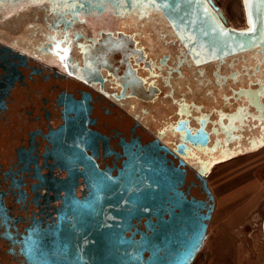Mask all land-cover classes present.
<instances>
[{
    "label": "flooded vegetation",
    "instance_id": "obj_1",
    "mask_svg": "<svg viewBox=\"0 0 264 264\" xmlns=\"http://www.w3.org/2000/svg\"><path fill=\"white\" fill-rule=\"evenodd\" d=\"M263 149L262 48L209 57L148 0L0 1V264L12 226L101 204L145 157L215 204L213 168Z\"/></svg>",
    "mask_w": 264,
    "mask_h": 264
},
{
    "label": "water",
    "instance_id": "obj_2",
    "mask_svg": "<svg viewBox=\"0 0 264 264\" xmlns=\"http://www.w3.org/2000/svg\"><path fill=\"white\" fill-rule=\"evenodd\" d=\"M166 2L156 0L155 5L209 57L258 47L264 50V5L259 0H250V7L242 0L245 29L226 27L215 14L204 11V0H184L180 12L166 7ZM208 2L213 5L212 0ZM214 9L224 20L220 10ZM249 11L255 27L252 32ZM182 184L183 176L165 159L145 157L134 162L121 186L110 188L101 204L64 210L55 220L32 228L18 231L12 226L11 244L17 247L19 264H188L205 238L214 199L206 185L208 200L187 198ZM141 219H146L149 234L137 229L135 222ZM261 229L264 241V216ZM3 237L8 239V235Z\"/></svg>",
    "mask_w": 264,
    "mask_h": 264
},
{
    "label": "rangeland",
    "instance_id": "obj_3",
    "mask_svg": "<svg viewBox=\"0 0 264 264\" xmlns=\"http://www.w3.org/2000/svg\"><path fill=\"white\" fill-rule=\"evenodd\" d=\"M215 2L230 28H246L242 0ZM208 184L214 210L193 264H264V149L216 166Z\"/></svg>",
    "mask_w": 264,
    "mask_h": 264
},
{
    "label": "snow or ice",
    "instance_id": "obj_4",
    "mask_svg": "<svg viewBox=\"0 0 264 264\" xmlns=\"http://www.w3.org/2000/svg\"><path fill=\"white\" fill-rule=\"evenodd\" d=\"M149 3H155L156 0H148ZM184 3V0H167L165 6H172L173 8H175L177 10V12H180L182 10V5ZM259 3L261 5H264V0H259ZM245 5L246 7H250V0H245ZM204 11L207 12V8H204ZM261 14H264V9H261ZM185 15H187V12L185 11ZM181 20L183 21V17H181ZM249 31H255V27L252 24V19H251V11H249ZM242 46V45H241ZM67 49H64V55H60V52L57 51L56 55H58L61 59V61H63L66 58L67 55ZM199 63V61H197Z\"/></svg>",
    "mask_w": 264,
    "mask_h": 264
},
{
    "label": "bare ground",
    "instance_id": "obj_5",
    "mask_svg": "<svg viewBox=\"0 0 264 264\" xmlns=\"http://www.w3.org/2000/svg\"><path fill=\"white\" fill-rule=\"evenodd\" d=\"M13 19H14V18H13ZM11 20H12V17H11ZM23 21H24V20H23ZM23 21H22V22H23ZM11 22H12V21H11ZM14 22H15V21H14ZM18 22H19V21H18ZM18 22H17V23H18ZM14 24L17 26L16 22H15ZM11 26H12V24H11ZM13 27H14V26H13ZM9 33H10V32H9ZM155 106H156V104H155ZM149 107H150V106H149ZM150 108H151V107H150ZM155 108H156V107H155ZM156 110H157V109H156Z\"/></svg>",
    "mask_w": 264,
    "mask_h": 264
}]
</instances>
